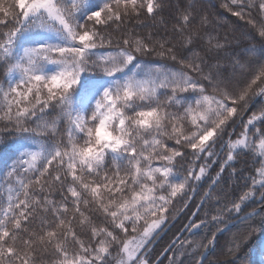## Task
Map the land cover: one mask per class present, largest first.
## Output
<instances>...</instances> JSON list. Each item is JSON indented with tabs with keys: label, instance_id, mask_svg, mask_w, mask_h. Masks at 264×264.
<instances>
[{
	"label": "snow or ice",
	"instance_id": "snow-or-ice-1",
	"mask_svg": "<svg viewBox=\"0 0 264 264\" xmlns=\"http://www.w3.org/2000/svg\"><path fill=\"white\" fill-rule=\"evenodd\" d=\"M221 7L260 38L258 57L255 47L229 51L227 35H202L210 21L195 0L177 6V23L160 38L126 22L142 9L163 11L164 0H0V121L17 138L0 192V264H159L149 245L176 198L206 175L217 145L227 155L210 188L241 152L261 157L259 167L238 199L218 198L203 219L200 207L192 213L190 236L209 222L216 231L206 241L177 237L165 249L168 264L194 253L203 264L233 219L260 215L244 206L258 190L264 204V131L256 128L264 105L235 139L223 137L264 96V0ZM113 25L115 47L102 31ZM153 52L176 66L142 59ZM211 200L209 191L201 206ZM96 212L100 224L89 215ZM252 231L246 225L240 241Z\"/></svg>",
	"mask_w": 264,
	"mask_h": 264
},
{
	"label": "trees",
	"instance_id": "trees-1",
	"mask_svg": "<svg viewBox=\"0 0 264 264\" xmlns=\"http://www.w3.org/2000/svg\"><path fill=\"white\" fill-rule=\"evenodd\" d=\"M97 2H99V0H97ZM223 2L224 0H195L197 9H203L210 21L208 27L202 30V35L204 32L221 38L227 35L231 41L229 51H234L237 54H245L248 48L255 47L257 49L256 56L258 57L259 48L262 43L260 38L255 35L251 26H245L244 21H239L238 18L227 13L221 7ZM183 3L184 0H164V10L153 14H148L146 9H142L141 14L137 18L126 22V27L141 36H147L151 33L154 34L155 38H160L165 34L166 29L168 33L171 34L173 24L177 23V21L173 19V17L177 15L176 8L177 6H182ZM113 28L114 25L112 28L102 31L111 33L113 37L112 46L115 47L116 40L119 37L118 34L113 31ZM205 39L195 41L196 51H201L205 46ZM157 51H159V49H157ZM142 59L166 64L169 67L176 66L175 62L168 59L167 56L159 57L155 52L143 56ZM221 62L223 63L224 61L222 60ZM0 82H5L2 67H0ZM161 98L163 99V97ZM262 105H264V96H257L250 104L247 112H243L240 116L234 118V123H229L223 141H227L229 136L235 139L240 132L243 131V126L247 118L252 112H258ZM61 127H63V125ZM256 128L264 131V125L259 122L256 123ZM252 131L253 129L250 126L249 132L251 133ZM16 139L14 135L9 133L4 122L0 121V192H2L5 187L6 173L8 165L11 163V161L8 160V156L14 151L13 144ZM223 141H221V143H223ZM216 152L218 155L207 161L210 167L204 179L200 181H191L192 190L187 191V194L183 197L178 196L173 202L172 209L168 214V219L165 221L166 225L163 231L150 247L152 261L158 260L159 264H168V257L172 256L173 253L171 251L165 252V249H167L177 237H187L197 241H206V239L211 238V234L216 231V225L212 222H209L207 226H202L195 236H190L189 233L184 231V226L192 218V213L196 212L197 208L200 207L198 218L203 219L205 218V213L209 212V209L218 206L215 203L218 198L222 201L224 198H227V200H236L244 191L248 190L247 185L250 184L248 177L255 175V169L259 167L261 157L252 152H241L236 157L235 161L231 163V167H225L216 185L210 188L213 179L216 178L217 173L220 171V165L226 158L227 148L224 147L221 149L220 145H217ZM187 160L188 162L192 160L190 154ZM181 163L184 162L181 161ZM203 163H205V161L201 159L197 161V166ZM233 169H235L234 173L232 171ZM181 173L184 174L182 169ZM209 191L212 193V200L201 206V200L204 198V194ZM52 198L58 201L60 196L54 194ZM185 204H187V207H185ZM261 205L258 190L256 196L246 202L244 207L246 211H251ZM259 212L260 215L255 216L253 220L242 221L221 234L218 237L215 249L210 252L203 264H264V230H261L264 208ZM214 214V212H209V215ZM89 215L92 216V219L97 224L102 223L104 220V216L100 212H96L95 214L89 213ZM246 225H251L253 231L251 233V239L243 243L240 241V235L246 230ZM76 231L80 234L81 228L77 227ZM84 231L86 232L87 229H84ZM117 234L119 235L120 233ZM82 238L88 239L89 237L85 235ZM237 243L240 244V247L234 250V245ZM198 258L199 253H194L185 254L179 259L182 260V264H196ZM112 264H115L114 260Z\"/></svg>",
	"mask_w": 264,
	"mask_h": 264
},
{
	"label": "water",
	"instance_id": "water-1",
	"mask_svg": "<svg viewBox=\"0 0 264 264\" xmlns=\"http://www.w3.org/2000/svg\"><path fill=\"white\" fill-rule=\"evenodd\" d=\"M263 208H264V204H262L261 206H259V207L256 208L255 210H256V211H260V210L263 209ZM240 222H242V221H241V220H233V221L230 222V226H229L226 230H224L223 232L217 233V235H216V239H215V242H214V246L209 247L208 250H207V251L205 252V254H204V260H203V263H204V261L206 260V258L208 257V255L210 254V252H211L212 250L215 249V247H216V245H217L218 237H219L221 234H223L224 232H226V231H228L229 229H231V228H232L233 226H235L236 224L240 223Z\"/></svg>",
	"mask_w": 264,
	"mask_h": 264
},
{
	"label": "rangeland",
	"instance_id": "rangeland-1",
	"mask_svg": "<svg viewBox=\"0 0 264 264\" xmlns=\"http://www.w3.org/2000/svg\"><path fill=\"white\" fill-rule=\"evenodd\" d=\"M204 177H205V176H204ZM204 177H203L201 180H203ZM165 225H166V223L164 222V224H162L161 228L158 230L157 234H156V235L154 236V238L152 239V241H151L149 247L152 246V243H153V242L157 239V237L161 234V232L163 231V228L165 227ZM236 225H237V224H236Z\"/></svg>",
	"mask_w": 264,
	"mask_h": 264
}]
</instances>
